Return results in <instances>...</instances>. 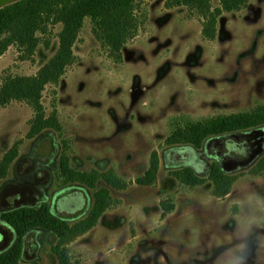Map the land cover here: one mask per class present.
I'll list each match as a JSON object with an SVG mask.
<instances>
[{
    "label": "rangeland",
    "instance_id": "374dc122",
    "mask_svg": "<svg viewBox=\"0 0 264 264\" xmlns=\"http://www.w3.org/2000/svg\"><path fill=\"white\" fill-rule=\"evenodd\" d=\"M171 2L137 0L140 27L121 60L95 36L91 18L85 20L74 63L43 92L46 113H58L61 132L46 129L30 138L33 107L14 100L0 108V161L19 143L18 157L0 178V252L16 240L2 220L5 212L48 202L74 224L88 215L96 191L107 188L110 207L67 246L81 264H264V175L250 173L264 150L251 164L224 169L239 178L229 196L218 198L209 173L219 160L203 146L194 147V162H204L205 173L194 162L172 165L166 142L181 115L199 120L264 105V0L224 12L214 38L204 35L205 19L195 9ZM62 28L52 24L38 33L41 42L31 55L10 46L0 56V88L7 76L36 74L56 54ZM155 152L154 181L138 183ZM64 154L79 171L113 170L126 187L103 178L95 188L67 183ZM186 166L205 182L193 186L174 175ZM70 193L81 196L83 207L69 211ZM163 202L175 208L165 211ZM57 240L53 231H30L21 261L58 264L52 250Z\"/></svg>",
    "mask_w": 264,
    "mask_h": 264
},
{
    "label": "trees",
    "instance_id": "16d2710c",
    "mask_svg": "<svg viewBox=\"0 0 264 264\" xmlns=\"http://www.w3.org/2000/svg\"><path fill=\"white\" fill-rule=\"evenodd\" d=\"M249 1L221 0L218 7L213 6V0H172L171 4L195 9L205 19L204 35L214 38L219 16L226 11L241 10ZM136 3L137 0H18L0 8V56L12 45H17L22 52L33 54L41 42L38 33L48 32L52 24H63L56 54L36 74L4 78L0 88V108L14 100L28 102L34 109V118L28 133L30 138L40 135L46 129L61 132L63 127L58 113L47 115L42 101L46 86L58 83L67 67L74 63V45L87 18H91L93 22L95 36L109 48L115 59L121 60L124 46L135 38L140 27ZM176 121L175 129L166 139L167 144L172 146L167 159L172 165H185L190 160L189 149L202 148L206 142L218 143L228 152H234L235 146L241 143L238 138L243 137L245 140V135L251 133L249 130L264 125V105L199 120L181 115ZM18 155L19 143H16L0 161V178L8 175ZM61 170L67 183L79 182L95 188L100 178H103L115 188L126 187V183L113 170L104 173L76 170L65 154L61 157ZM158 170L159 157L155 152L150 167L144 176L138 178V183H152ZM250 173L264 175V157L257 161ZM174 175L183 183L193 186L205 182L187 166L175 171ZM209 178L214 185V194L218 198H225L232 193L239 177L226 172L219 163L214 162ZM111 201L109 190L99 189L94 195V203L88 215L74 224L55 214L48 202L39 207L23 206L5 212L2 220L15 232L16 240L10 248L0 252V264H39L37 261H21L26 236L38 228L53 231L57 235L58 240L52 250L58 257V264H81L79 260L72 258L67 246L98 224ZM162 206L165 211L175 208L166 202Z\"/></svg>",
    "mask_w": 264,
    "mask_h": 264
},
{
    "label": "flooded vegetation",
    "instance_id": "af4514ba",
    "mask_svg": "<svg viewBox=\"0 0 264 264\" xmlns=\"http://www.w3.org/2000/svg\"><path fill=\"white\" fill-rule=\"evenodd\" d=\"M256 130H264V128L254 129L251 133H249V135H245V140L243 137L238 138V140H240L246 146L249 147V151H247L246 153H242L239 151L241 149V146H239L238 144L237 146H235L234 152H228V150L222 147V145H219L218 143H215V142L209 143V144L206 142L204 144L205 149L209 155L214 156L217 160H219V163L223 169H228L231 165H236V167L240 166L242 165L244 161L249 159L252 151L258 147V145L255 144L256 143L255 135H252L254 134ZM191 156H192V152H190V158ZM191 161H194V160H191ZM80 199L82 198L79 195L74 196V195H71V193L67 195L65 202H66V205L68 206L69 211L75 210L80 206L83 207V203L81 202Z\"/></svg>",
    "mask_w": 264,
    "mask_h": 264
},
{
    "label": "water",
    "instance_id": "95a60500",
    "mask_svg": "<svg viewBox=\"0 0 264 264\" xmlns=\"http://www.w3.org/2000/svg\"><path fill=\"white\" fill-rule=\"evenodd\" d=\"M15 1H18V0H0V8L6 6L8 4H11ZM252 135H255V140H256L255 144H257L258 147L252 151L249 159L244 161L242 163V165L250 164L264 150V147H263L264 130H256L254 132V134H252ZM238 145L241 146V149L239 150L240 152L246 153L247 151H249V147L246 146L243 142L238 143ZM189 150L192 152V156H191V158L187 164H192L196 160L198 155H197L196 150L194 148L191 147ZM191 160H194V161H191ZM192 165L195 167L196 170H198L202 173H205L208 170V166L204 162H201V161H196ZM235 167H236V165H231L228 169L231 170V169H234Z\"/></svg>",
    "mask_w": 264,
    "mask_h": 264
},
{
    "label": "clouds",
    "instance_id": "9594fccd",
    "mask_svg": "<svg viewBox=\"0 0 264 264\" xmlns=\"http://www.w3.org/2000/svg\"><path fill=\"white\" fill-rule=\"evenodd\" d=\"M237 264H241V262H237Z\"/></svg>",
    "mask_w": 264,
    "mask_h": 264
}]
</instances>
